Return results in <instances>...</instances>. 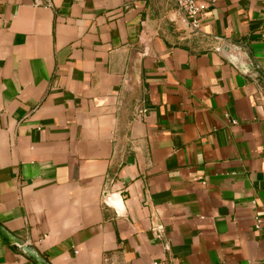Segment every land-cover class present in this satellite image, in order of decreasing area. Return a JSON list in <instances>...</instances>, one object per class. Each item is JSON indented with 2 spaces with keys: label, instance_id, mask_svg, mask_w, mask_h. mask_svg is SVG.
Masks as SVG:
<instances>
[{
  "label": "crops",
  "instance_id": "1",
  "mask_svg": "<svg viewBox=\"0 0 264 264\" xmlns=\"http://www.w3.org/2000/svg\"><path fill=\"white\" fill-rule=\"evenodd\" d=\"M183 27L173 0H0V223L51 264H264V0ZM0 264L35 263L0 237Z\"/></svg>",
  "mask_w": 264,
  "mask_h": 264
},
{
  "label": "water",
  "instance_id": "2",
  "mask_svg": "<svg viewBox=\"0 0 264 264\" xmlns=\"http://www.w3.org/2000/svg\"><path fill=\"white\" fill-rule=\"evenodd\" d=\"M229 42H223L219 47L218 51L228 58L233 57L235 60L239 61V55L244 53L243 48H234ZM235 63V62H234ZM0 237L9 244L14 250L25 254L31 261L35 264H51L34 246L25 242L23 239L19 238L17 235L9 231L3 224L0 223Z\"/></svg>",
  "mask_w": 264,
  "mask_h": 264
},
{
  "label": "built area",
  "instance_id": "3",
  "mask_svg": "<svg viewBox=\"0 0 264 264\" xmlns=\"http://www.w3.org/2000/svg\"><path fill=\"white\" fill-rule=\"evenodd\" d=\"M176 5V19L183 24L184 34H193L200 28L203 14L208 6L213 5L216 0H173ZM236 123V120H231ZM258 227V220L256 223ZM152 264H163L154 261Z\"/></svg>",
  "mask_w": 264,
  "mask_h": 264
}]
</instances>
